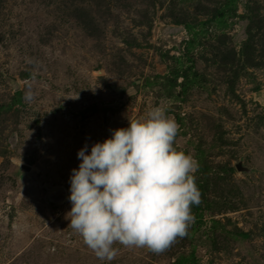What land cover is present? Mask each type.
I'll use <instances>...</instances> for the list:
<instances>
[{
    "label": "rangeland",
    "instance_id": "1",
    "mask_svg": "<svg viewBox=\"0 0 264 264\" xmlns=\"http://www.w3.org/2000/svg\"><path fill=\"white\" fill-rule=\"evenodd\" d=\"M161 103L195 220L101 261L68 226L77 153ZM0 264H264V0H0Z\"/></svg>",
    "mask_w": 264,
    "mask_h": 264
},
{
    "label": "clouds",
    "instance_id": "2",
    "mask_svg": "<svg viewBox=\"0 0 264 264\" xmlns=\"http://www.w3.org/2000/svg\"><path fill=\"white\" fill-rule=\"evenodd\" d=\"M178 132L169 105L161 103L113 129L90 153L87 144L78 151L66 216L99 260L113 261L116 244L159 254L187 235L192 206L201 203L199 163L175 144Z\"/></svg>",
    "mask_w": 264,
    "mask_h": 264
},
{
    "label": "water",
    "instance_id": "3",
    "mask_svg": "<svg viewBox=\"0 0 264 264\" xmlns=\"http://www.w3.org/2000/svg\"><path fill=\"white\" fill-rule=\"evenodd\" d=\"M100 71V70H99Z\"/></svg>",
    "mask_w": 264,
    "mask_h": 264
}]
</instances>
